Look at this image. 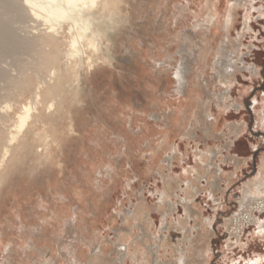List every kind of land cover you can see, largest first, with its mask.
I'll use <instances>...</instances> for the list:
<instances>
[{
    "label": "rangeland",
    "instance_id": "374dc122",
    "mask_svg": "<svg viewBox=\"0 0 264 264\" xmlns=\"http://www.w3.org/2000/svg\"><path fill=\"white\" fill-rule=\"evenodd\" d=\"M212 1L214 35L198 33L208 0L122 3L102 54L111 60L69 78L62 108L3 172L0 264H264V210L246 214L240 203L264 161V0ZM59 39L66 48L68 34ZM183 62L191 72L182 94L174 73ZM35 93L18 99L0 87L13 106L8 126ZM186 100L196 108L188 130ZM45 131L48 150L35 137ZM200 155L212 173L199 178ZM189 181L198 189L187 204ZM140 205L146 216L134 217Z\"/></svg>",
    "mask_w": 264,
    "mask_h": 264
},
{
    "label": "bare ground",
    "instance_id": "6f19581e",
    "mask_svg": "<svg viewBox=\"0 0 264 264\" xmlns=\"http://www.w3.org/2000/svg\"><path fill=\"white\" fill-rule=\"evenodd\" d=\"M122 3H126L125 0H0L1 91H5L8 96L17 97L18 99L23 98L29 92L36 91L34 100L29 105L23 106V111L19 115L17 114V120L12 126H8L9 118L4 114V110L10 111L13 106H11L10 102V104H4L0 97V184L4 179L3 172L6 170L8 162L15 158L18 152L28 146L29 139L38 125L43 124L44 127H47L45 120L48 119V116L53 117L54 111L57 108L58 110L62 108V100L65 101V89L67 86L70 88L69 78L79 77L80 71L90 72L94 67L99 66L100 63L103 64L111 60V57L102 56V54H104L105 49L107 50L108 45H111V37L118 28L120 20L124 17L123 13L125 12L121 10L123 8L121 7ZM214 5L212 0H208L206 8L207 18L204 23L202 22L198 26V33L209 30L214 35L213 31L219 25L216 21H220L215 14L217 7ZM234 9L228 13L226 31H230L234 25ZM32 22L35 25L45 24L46 26L43 25V28L46 27L47 29L44 28V31H47L33 35L31 31L37 28V26L33 25L31 31L26 30L27 32L23 34L25 30L23 31L22 29V32H19V26L24 25L26 28V24H31ZM36 32H39V30H36ZM36 32L35 34H37ZM64 33L68 34V42L66 48H61L59 38ZM8 59L14 61L15 70L4 68ZM5 60L6 64L4 63ZM188 63L183 62L181 67L174 73L178 91L182 94L187 88L191 72L189 68L191 64L188 66ZM30 71L32 72L30 73ZM163 71L160 69V72L157 71V73H162ZM233 72H228L226 75L228 81L233 76ZM42 91L44 95H42ZM190 101L186 100L180 104L181 108L186 109L182 118L185 130H188L190 125L187 126V124L191 121L193 114L196 113L195 104L187 109ZM262 119L264 121V118ZM40 135H44L43 144L45 149L48 150L51 138L48 136L47 131L44 134H35V137L39 140ZM199 158L201 170L198 169L196 171L200 178L203 172L212 173L208 169L212 164L206 163L210 156L200 155ZM250 184L245 187L244 197L240 201L242 211L246 214H253L255 209L264 210V161L260 168L259 178ZM197 189L192 182L189 181L187 183V190L183 192L186 195L185 202L187 204L194 197ZM170 190L171 188L168 185L163 193L161 207L166 206L165 200L171 198ZM136 211L133 213L134 217L146 216L142 205L137 207ZM186 211H188V208ZM163 240L166 242L168 238L165 237ZM124 248L128 249V245H125ZM103 251L99 249L98 253L102 255L104 254ZM99 259L100 256H96V261L90 260L88 264H96ZM80 260L76 258V263L80 262ZM185 261L186 257L180 259V264H184ZM203 261L205 263L207 259L204 258Z\"/></svg>",
    "mask_w": 264,
    "mask_h": 264
}]
</instances>
